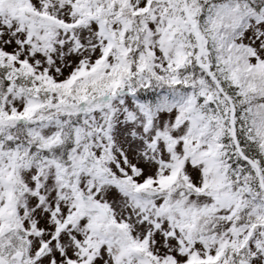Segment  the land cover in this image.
Here are the masks:
<instances>
[{"label": "snow or ice", "instance_id": "6c2138e0", "mask_svg": "<svg viewBox=\"0 0 264 264\" xmlns=\"http://www.w3.org/2000/svg\"><path fill=\"white\" fill-rule=\"evenodd\" d=\"M0 264H264V0H0Z\"/></svg>", "mask_w": 264, "mask_h": 264}]
</instances>
